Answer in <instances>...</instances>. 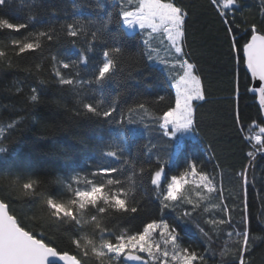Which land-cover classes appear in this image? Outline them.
<instances>
[{
	"label": "trees",
	"instance_id": "trees-1",
	"mask_svg": "<svg viewBox=\"0 0 264 264\" xmlns=\"http://www.w3.org/2000/svg\"><path fill=\"white\" fill-rule=\"evenodd\" d=\"M104 5L103 10L90 7L95 0H9L6 7H0V18H9L11 22H27L29 29L21 33L0 34V49L9 53L12 67L6 62H0V146L8 149L4 158L0 159V176L23 174L25 169H31L35 178L47 181L46 192L59 191L64 196L69 195L63 185L55 183L56 177H64L66 180L79 172L81 176L89 175L95 170L97 163L109 162V158H100L98 145L101 139H117L124 136V155L139 163H145L149 157L154 161L153 153L163 152L167 137L155 126L153 120L145 116L143 123L131 126L109 124L97 118L89 116H74L71 111L58 107L54 100H60L61 104L67 103L71 109L75 104L72 91L67 86H61L54 77L51 55H57L59 59H76L78 52L85 47V41L78 39L75 47L68 38L61 33L59 42H53L46 46L43 55L25 54L23 57H15L6 47L12 38L21 37L29 30H46L49 26L58 32L61 25L70 23L74 18L83 20L95 18L97 15L107 18L111 14L118 16L120 4L115 0H100ZM188 11V23L186 39L184 42L185 58L196 65V72L200 75L205 90L206 100L194 102L196 108V132L194 137L184 142L188 156L195 155L198 166L202 167L211 177L217 192L211 194L212 199L205 201L209 205L207 212L203 207L193 214L192 221L176 220L181 213L178 208L175 212L166 211V219L176 220L181 241L185 246H191L198 251L208 248V241L200 233L197 223L209 231L210 225L206 219L224 218L231 215V226H220L221 231L217 237L213 234L211 247L218 252L228 241L227 231H239L242 227V216L248 218L250 233L254 240L253 250L246 254V264H264V143H257L255 137L260 136L264 141V134L259 127H264L256 97L251 93V80L245 70L242 60V51L230 50L223 17L219 12L223 11L228 20L235 16L236 23L241 25L235 31L244 36L240 40L242 46L250 37L244 32L255 24L260 34H264V0H238L237 6L223 7L224 0L213 4L212 0H172ZM76 4L78 7L74 8ZM35 16V21L29 19ZM121 26L113 23L110 29L117 33ZM123 35L116 41L125 49L126 53L137 56L145 49L141 32L129 35L124 30ZM156 39H154L155 41ZM156 43L155 48L159 46ZM103 45L99 43L93 52L87 53L89 64L85 68L81 65V79L87 80L92 76V69L102 57ZM156 55V53H154ZM159 57L161 54H158ZM7 60V58H5ZM41 69L37 70L36 65ZM169 67V66H168ZM121 71L116 77L102 86L85 84L84 90L89 100L103 97L106 101L119 97V107L125 110L136 101L146 102L151 112L159 113L168 106L174 104L175 92L171 87L168 71L164 64L155 60L147 63L146 57L137 67L135 61L127 56L120 64ZM24 69H31L25 71ZM65 74L68 70H63ZM43 80L44 83L40 81ZM17 89H21L18 93ZM36 89L35 92L32 90ZM95 90V91H94ZM38 96V101L33 103L29 97ZM163 96L164 100H159ZM115 115V114H114ZM53 116L60 121H67L72 125L67 131L53 133ZM240 118V123L236 122ZM9 124L14 127H8ZM147 124L149 127H145ZM258 125V126H257ZM135 130V136L127 134V128ZM155 144L157 147L148 152L145 147ZM254 153V159L248 156ZM112 163H119L112 161ZM183 157L180 158V167H172L169 175L176 174L183 168ZM251 165V166H249ZM248 168V183L242 184L239 172ZM127 174L131 175V169L125 165ZM81 187L83 185H80ZM143 186L151 189L147 173L144 175ZM206 193V190H205ZM217 193L222 194L223 205H226L230 213L223 212L220 208L211 207V204H219ZM195 196V193H192ZM0 198L10 204V213L16 215L21 222L31 225V216L37 209L32 205H26L22 200L10 198L4 185L0 184ZM25 197L23 200H28ZM143 208L133 219L113 217L108 223L111 228L119 231L127 228L129 231L137 230L142 222L158 215V200L154 193L147 192L142 198ZM247 207L245 213L243 209ZM190 209V205H184ZM39 234L40 230H36ZM71 233L55 232L45 233L44 238L58 245L61 249L75 252L70 244ZM235 237H233V240ZM230 246L236 247L231 241ZM143 255V254H141ZM208 264H219L220 257L208 253Z\"/></svg>",
	"mask_w": 264,
	"mask_h": 264
},
{
	"label": "snow or ice",
	"instance_id": "snow-or-ice-1",
	"mask_svg": "<svg viewBox=\"0 0 264 264\" xmlns=\"http://www.w3.org/2000/svg\"><path fill=\"white\" fill-rule=\"evenodd\" d=\"M125 2L128 7H125ZM219 0H212L213 4ZM9 0H0V7H6ZM238 0H224L223 7L237 6ZM98 10H103L104 5L100 0L90 4ZM74 8L78 5L74 4ZM188 11L185 7L172 2V0H122L117 17L108 14L107 18L97 15L95 18L83 20L74 18L72 22L61 25L58 32L49 26L46 30H29L21 37L12 38L6 47L15 57H23L25 54L43 55L46 46L53 42H59L61 33L68 38L75 47L78 39L85 41L77 54L76 59H59L57 55H51L53 75L61 86H67L74 95L75 104L71 109L67 103L61 104L60 100H54L58 107L71 111L74 116H89L97 118L109 124L131 126L144 122V117H150L155 126L161 130L164 137L171 143H166L164 151L153 153L144 163L128 158L124 155L122 146L124 136L117 139H101L98 145L100 158H109V162L97 163L95 170L89 175L81 176L79 172L69 177H56L55 183L63 185L69 195L64 196L59 191L46 192L47 181L35 178L31 169H25L23 174L0 176V184L4 185L7 195L15 200H22L26 205H32L37 209L32 213L31 225H26L14 214L10 213V204L0 198V264H124V261H137L139 264H208V253L220 257L219 264H246V254L253 250L254 240L249 230L248 218L242 216V227L239 231H227L228 241H225L218 252L213 251L211 242L213 234L217 237L221 231L220 226H231V215L228 219L210 218L205 223L210 225L209 231H205L197 223L200 233L208 241V248L198 251L191 246H185L181 241L180 232L176 220L192 221L193 214L202 207L203 211L209 210L205 201L212 199L211 194L217 192L214 178L202 167L198 166L195 155L188 156L185 151L183 137L196 132V108L194 102L205 101L206 95L202 79L196 72V65L185 59L184 42L186 39ZM222 22L227 25L225 31L230 43V50L243 53L242 60L246 64L247 71L254 80L259 81L252 91L258 89L260 108L264 111V34H260L255 24L251 30L244 32L250 37L241 46L240 40L244 36L238 34L235 28L241 25L236 23L235 16L228 20L226 14L221 11ZM35 21V16H30ZM113 23L121 26L120 31L114 33L110 29ZM235 25V28L232 26ZM141 30L144 37L145 49L139 56L126 53L116 41L124 30ZM27 22L14 23L9 18H0V34L21 33L29 29ZM156 36L166 38L168 58H160L158 50L152 46L151 41ZM103 45L102 57L92 69V76L81 79V65L85 68L89 64L87 53L93 52L97 44ZM156 53V55H154ZM135 61L136 66L146 57L147 63L154 60L164 64L167 68L171 65L175 69L179 65L180 72L171 76V87L175 90L174 104L168 106L159 113L151 112L146 102L136 101L125 110L119 107V97L106 101L103 97L89 100L85 84L102 86L113 80L118 71H121L122 60ZM7 58V60H5ZM0 62H6L12 67L9 53L0 49ZM37 70L41 65H36ZM63 70H68L65 74ZM31 71V69H24ZM44 83L43 80L40 81ZM21 89H17L19 93ZM33 92L36 89L32 90ZM95 91V90H94ZM30 101H38L37 95L29 97ZM163 96L159 100H164ZM115 114V115H114ZM240 123V118L236 117ZM146 128L149 125H144ZM258 126V125H257ZM8 127H14L9 124ZM72 125L67 121L60 122L53 116L51 131L60 133L67 131ZM264 134V127H259ZM127 134L135 136V130L127 128ZM257 143H264L260 136L255 137ZM149 153L157 146L152 144L145 146ZM6 147L0 146V159L7 153ZM249 157L254 159V153L249 152ZM183 157L182 170L169 175L172 167H180L179 161ZM116 161L119 163H112ZM127 165L131 169V175L127 174ZM251 166V165H249ZM147 173L151 189L143 186L144 175ZM242 184L248 183V168L239 172ZM80 185H83L82 187ZM206 190V193H205ZM151 191L158 200V215L142 222L134 231L122 228L119 231L109 226L113 217L120 219L131 217L143 208L142 198ZM195 193V196L192 195ZM29 198L23 200V198ZM219 204H211V207L220 208L225 213H230L226 205H223L222 194L217 193ZM184 205H190L185 209ZM178 208L181 213L176 220L166 219V211L175 212ZM247 212V207L243 209ZM37 229L40 230L39 234ZM64 232L71 233L70 244L75 252L61 249L58 245L48 242L45 233ZM233 237L235 239L233 240ZM231 241L236 247L229 244ZM143 254V255H141Z\"/></svg>",
	"mask_w": 264,
	"mask_h": 264
},
{
	"label": "rangeland",
	"instance_id": "rangeland-1",
	"mask_svg": "<svg viewBox=\"0 0 264 264\" xmlns=\"http://www.w3.org/2000/svg\"><path fill=\"white\" fill-rule=\"evenodd\" d=\"M118 4H121L122 0H115ZM135 2V0H134ZM129 5H127V3L125 2V7H128ZM126 30V29H125ZM126 32L129 34V35H134L136 34L137 32H141V30L137 27L136 29L134 30H126ZM144 39V37H143ZM154 39H156L154 41ZM151 43H152V46L154 47L156 45V43L159 44L158 47H156V49L158 50V54H161V58H168V49H167V41H166V38L162 37V36H156L154 38ZM157 44V45H158ZM155 48V47H154ZM185 58V57H184ZM186 59V58H185ZM167 71H168V77L170 79L171 76H176L181 70L179 68V65L176 66L175 69H172L171 68V65H169V67H167ZM171 81V84L173 83L172 79H170ZM175 92V90H174ZM194 137V134L193 133H189L187 134L186 136H184L182 139L183 141L185 142L187 139L189 138H193ZM257 142V141H256Z\"/></svg>",
	"mask_w": 264,
	"mask_h": 264
},
{
	"label": "water",
	"instance_id": "water-1",
	"mask_svg": "<svg viewBox=\"0 0 264 264\" xmlns=\"http://www.w3.org/2000/svg\"><path fill=\"white\" fill-rule=\"evenodd\" d=\"M245 70H246V72L249 75L250 80H251V89H250L251 90V93L256 97L257 102H258V105L260 107V103H259L260 94H259V91H258V89L255 91V93L252 91L253 86L254 85H258L259 84V81L254 80L251 77V73L247 71L246 64H245ZM260 110H261V108H260ZM261 114H262V117H263V120H264V111L261 110ZM124 264H139V262H137V261H124Z\"/></svg>",
	"mask_w": 264,
	"mask_h": 264
}]
</instances>
